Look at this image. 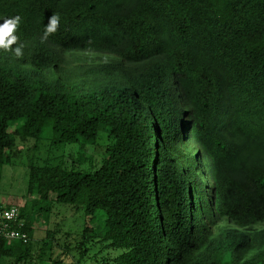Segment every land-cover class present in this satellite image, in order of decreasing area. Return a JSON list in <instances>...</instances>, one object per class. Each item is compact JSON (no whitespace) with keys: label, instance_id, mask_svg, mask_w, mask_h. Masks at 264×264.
Returning a JSON list of instances; mask_svg holds the SVG:
<instances>
[{"label":"trees","instance_id":"trees-1","mask_svg":"<svg viewBox=\"0 0 264 264\" xmlns=\"http://www.w3.org/2000/svg\"><path fill=\"white\" fill-rule=\"evenodd\" d=\"M15 16L17 42L0 49V172L17 137L49 126L62 146L107 138L95 168L41 155L28 170L34 218L54 195L98 221L72 264L96 246L117 252L111 264H264V0H0V23ZM108 48L120 61L71 55ZM10 205L32 241L28 202L0 198ZM31 241L1 240L0 264H28Z\"/></svg>","mask_w":264,"mask_h":264},{"label":"rangeland","instance_id":"rangeland-1","mask_svg":"<svg viewBox=\"0 0 264 264\" xmlns=\"http://www.w3.org/2000/svg\"><path fill=\"white\" fill-rule=\"evenodd\" d=\"M71 55L87 59L89 62L103 64L109 62L110 58L114 62L120 61L121 52L108 48L106 52L79 51L71 53ZM20 122L22 123V121ZM17 124L19 123L13 124L12 128L15 129ZM103 134L101 133L96 141L87 142L83 148V142L67 146L56 144L52 140L53 133L50 126L43 133L42 140L36 141L29 138L26 141H21L17 137L11 163L3 167L0 172V198H3L6 204H15L16 201L29 204L27 211L30 218V214L33 215L34 234L31 241L33 253L28 264H45V262L49 264L58 259L63 264L77 263V260L81 259L80 250L75 248L77 240L80 239L78 234L83 230L85 224L91 227L98 224L95 218H85L82 210L55 202L54 195H52L53 201L49 215L34 218L35 206L33 208L32 205L36 196L28 193V170L32 160L41 155L42 157L53 156L57 160L54 162L58 163H61L63 158V163H66L68 167L74 163L77 168L91 169L92 164L95 168V165L101 161L105 154L107 138ZM262 227L264 224L258 225V228ZM48 231H51L52 236L48 235ZM51 239L53 240L52 244L44 249V244H47ZM94 248H98V246ZM94 248L87 251L80 264H111V262L105 263V259L112 260L117 255V252L111 249L98 253V249Z\"/></svg>","mask_w":264,"mask_h":264},{"label":"built area","instance_id":"built-area-1","mask_svg":"<svg viewBox=\"0 0 264 264\" xmlns=\"http://www.w3.org/2000/svg\"><path fill=\"white\" fill-rule=\"evenodd\" d=\"M25 227L26 219L18 205L0 207V241L29 243L31 239Z\"/></svg>","mask_w":264,"mask_h":264},{"label":"clouds","instance_id":"clouds-1","mask_svg":"<svg viewBox=\"0 0 264 264\" xmlns=\"http://www.w3.org/2000/svg\"><path fill=\"white\" fill-rule=\"evenodd\" d=\"M21 18L19 16L9 17L3 19V23H0V49L3 50H12L11 46L17 42L16 32ZM61 22V17L58 13H54L50 18L48 23L44 28V36L45 38L52 33H55ZM16 57L23 56V46H17L14 50Z\"/></svg>","mask_w":264,"mask_h":264},{"label":"water","instance_id":"water-1","mask_svg":"<svg viewBox=\"0 0 264 264\" xmlns=\"http://www.w3.org/2000/svg\"><path fill=\"white\" fill-rule=\"evenodd\" d=\"M213 198L215 199V190H214Z\"/></svg>","mask_w":264,"mask_h":264}]
</instances>
